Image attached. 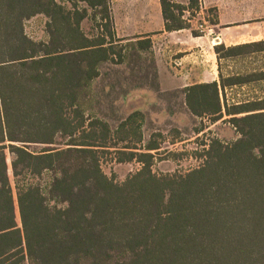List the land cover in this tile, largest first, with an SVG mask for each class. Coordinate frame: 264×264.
Here are the masks:
<instances>
[{"label": "trees", "instance_id": "trees-1", "mask_svg": "<svg viewBox=\"0 0 264 264\" xmlns=\"http://www.w3.org/2000/svg\"><path fill=\"white\" fill-rule=\"evenodd\" d=\"M78 1L86 6L0 0V264H264V40L216 45L218 82L184 90L193 115L226 117L239 137L212 139L185 173L156 174L161 146L143 143L138 112L115 131L84 112L101 66L121 62L122 39L110 0ZM160 6L171 32L190 28L183 13L193 15L199 0ZM89 9L97 36L81 26ZM38 15L46 40L25 32ZM136 45L152 49L149 37ZM252 54L257 68H240ZM58 137L64 147H53ZM104 155L141 168L117 182L102 170ZM44 173V186L16 183L14 194L10 175Z\"/></svg>", "mask_w": 264, "mask_h": 264}, {"label": "rangeland", "instance_id": "rangeland-1", "mask_svg": "<svg viewBox=\"0 0 264 264\" xmlns=\"http://www.w3.org/2000/svg\"><path fill=\"white\" fill-rule=\"evenodd\" d=\"M74 1H77L80 8L86 6L78 0H57L68 8H71ZM113 1L119 4V8L128 7L124 9L126 15L127 13L138 15L148 11L151 24L142 26L121 23L114 26L117 36L122 39L115 45V49L121 54V62H107L101 66L99 77L92 81L89 94L83 100L84 112L91 118L107 122L113 131L117 130L119 124L128 116L138 112L136 124L141 128L143 143L146 144L150 139H154L161 146L155 154L153 172L185 173L201 164L203 159L200 154L212 139L217 138L223 143H230L239 135L225 120L226 117L215 121L209 115L198 117L189 111L184 100L185 87H178L174 82L175 76H179L177 68H180L175 61L182 53H176L177 51L170 47L173 41L162 45L161 37L158 35L160 20L155 14V9L159 0ZM245 1L258 2L256 12L258 16L264 18V0H199L198 10L193 15L188 11H184L183 15L184 18L190 19V27L194 31L206 34L210 31L208 28L220 9L226 26H231L227 29L228 32L237 31L239 14ZM177 2L187 5L189 0H177ZM142 3L144 9L141 7ZM92 16L93 11L89 9L88 18L81 24L84 33L90 37L97 36L100 32ZM46 21L44 15L29 19L25 22V32L34 40H46ZM144 30H151L149 34L154 37L153 49L148 51L140 50L136 45L137 40L145 39L144 36H138L139 32ZM164 69H167V72ZM186 69L190 72V66ZM187 80L191 82L189 76ZM257 91L260 93V90ZM65 142L66 139L58 137L57 144L53 147H64ZM44 146L29 144L27 147L30 151L38 152ZM101 167L108 177L122 182L139 170L141 165L136 161L118 163L113 155H104ZM10 180L15 194L16 183H41L44 186L49 182V175L44 173L40 178L28 176L19 181L10 175Z\"/></svg>", "mask_w": 264, "mask_h": 264}, {"label": "crops", "instance_id": "crops-1", "mask_svg": "<svg viewBox=\"0 0 264 264\" xmlns=\"http://www.w3.org/2000/svg\"><path fill=\"white\" fill-rule=\"evenodd\" d=\"M142 4L141 7L144 9V3ZM258 5V2L250 1H245L244 4H242L237 31L231 30L232 32H228L227 29L231 28V26H226L227 24L224 20V16L220 9H218L215 23H211L208 28L210 31L206 34H201L200 36H193V29L191 27L171 32L164 30V20L162 18L159 0V3L156 4L155 14L160 20V26L157 31L159 32L158 35L161 37L162 45H167L168 42L172 43L173 41V44H171L170 47L175 49L177 51L176 53H182L175 61V64L180 66V68H177L179 76L176 75L174 78L176 85L183 88L197 83L218 82V62L214 52V47L216 45L221 43L225 46L245 45L264 40V18L258 16L256 12ZM110 7L114 26L121 23L142 26H149L151 24L148 11L146 13L143 11L138 15H131L129 13L126 15L124 9H128V7L119 8V4H116L113 0L112 2L110 0ZM150 32L151 30L140 31V35L138 36H144V38L149 37L153 49L154 37H151L149 34ZM211 32L214 34L212 35ZM117 38L119 37L117 36ZM254 55L256 54H252L243 61V66H240V68H257L256 63L252 58ZM263 56L264 54H260L258 57L261 58ZM251 60L253 62L252 64H250ZM188 66H190V72L186 69ZM226 68L232 67L230 65ZM167 69H164V71L166 70L165 72H167ZM248 72L250 71L248 70ZM188 76L190 77L191 82L187 80Z\"/></svg>", "mask_w": 264, "mask_h": 264}, {"label": "built area", "instance_id": "built-area-1", "mask_svg": "<svg viewBox=\"0 0 264 264\" xmlns=\"http://www.w3.org/2000/svg\"><path fill=\"white\" fill-rule=\"evenodd\" d=\"M202 31V30H201Z\"/></svg>", "mask_w": 264, "mask_h": 264}]
</instances>
